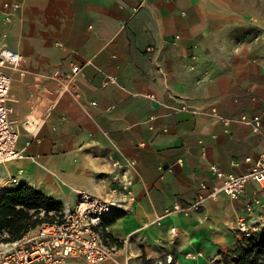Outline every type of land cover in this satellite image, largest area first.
<instances>
[{"label":"crops","instance_id":"1","mask_svg":"<svg viewBox=\"0 0 264 264\" xmlns=\"http://www.w3.org/2000/svg\"><path fill=\"white\" fill-rule=\"evenodd\" d=\"M4 43L23 56L5 71L24 158L0 166V197L29 186L64 213L126 177L135 201L104 222V264H223L264 190L171 210L221 184L211 166L243 175L264 154V138L237 121L264 120V0H0Z\"/></svg>","mask_w":264,"mask_h":264},{"label":"built area","instance_id":"2","mask_svg":"<svg viewBox=\"0 0 264 264\" xmlns=\"http://www.w3.org/2000/svg\"><path fill=\"white\" fill-rule=\"evenodd\" d=\"M23 56L10 49L8 44H0V166L16 159L24 158L18 150L21 133V124L13 118L14 100L12 96V77L5 71L6 67L18 70L22 67ZM81 71L80 66H74L73 73ZM55 76L69 79L60 71ZM109 81H116L108 76ZM238 122L249 126L252 132L264 138V120L259 114H242ZM29 124V120L25 122ZM31 134V132L28 131ZM30 145V142L27 143ZM248 162H253L251 158ZM114 166L123 168L120 162ZM212 174L221 184L214 185L207 194L200 193L196 200L188 207L175 205L171 211L188 215L192 209L200 210L207 199H217L220 194L237 199L243 195L249 184H258L264 190V154L254 162L252 169L243 175L226 174L218 166H211ZM13 183L18 180L14 178ZM133 181L124 177L120 187L107 191L104 197L92 196L81 192L76 205L60 217L52 221H44L37 227V233L26 235L22 239L11 242H0V264H68L71 257H83L84 264H104L111 258L112 249L106 242L104 222L118 216L116 207L130 204L135 201L132 189ZM207 189V185H202ZM123 195L126 198H123ZM264 206L259 201L247 206L248 215L254 214L256 207ZM240 232H252L246 219L239 221ZM177 232L176 228L172 229ZM196 259V254L187 255Z\"/></svg>","mask_w":264,"mask_h":264},{"label":"trees","instance_id":"3","mask_svg":"<svg viewBox=\"0 0 264 264\" xmlns=\"http://www.w3.org/2000/svg\"><path fill=\"white\" fill-rule=\"evenodd\" d=\"M61 209L59 203L37 193L29 186L8 192L0 199V242L11 243L22 239L44 222L45 219L39 217L43 210L49 215L50 212L58 213ZM222 263L264 264V226L245 234L243 239L223 256Z\"/></svg>","mask_w":264,"mask_h":264},{"label":"rangeland","instance_id":"4","mask_svg":"<svg viewBox=\"0 0 264 264\" xmlns=\"http://www.w3.org/2000/svg\"><path fill=\"white\" fill-rule=\"evenodd\" d=\"M3 168H5V167H3ZM12 169H14V168L10 167V170H12ZM254 210H255V212L251 216L248 215V213H246V216H244V218L246 219L248 225L251 227L252 232H254V231H256V230H258V229H260V228H262L264 226V219H261L260 215L255 214L256 213V209H254ZM60 216H61V212L57 213L56 211H52V212H50L49 215H47V213L44 210L39 215L40 219L42 218L43 220L44 219L48 220V218L54 220V219H56L57 217H60ZM237 233L241 236L240 239L242 240L244 235H245V233L240 232L238 227H237ZM231 250H228L227 253H229Z\"/></svg>","mask_w":264,"mask_h":264},{"label":"bare ground","instance_id":"5","mask_svg":"<svg viewBox=\"0 0 264 264\" xmlns=\"http://www.w3.org/2000/svg\"><path fill=\"white\" fill-rule=\"evenodd\" d=\"M38 122V121H37ZM30 124H29V128H28V131L31 129V130H34L33 129V126H34V122L31 120L30 122H29ZM35 126H36V124H35ZM3 169V168H2ZM8 170H9V168H8ZM7 170V171H8ZM3 175H4V173H3ZM2 177V176H1ZM5 181H7V180H5ZM5 184V183H4ZM2 185V179L0 178V186ZM1 194H2V191L0 192V196H1ZM0 199H1V197H0Z\"/></svg>","mask_w":264,"mask_h":264}]
</instances>
